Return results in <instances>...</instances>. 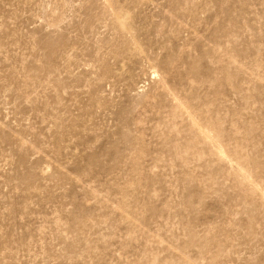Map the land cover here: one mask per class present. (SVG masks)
I'll list each match as a JSON object with an SVG mask.
<instances>
[{
  "label": "rangeland",
  "instance_id": "obj_1",
  "mask_svg": "<svg viewBox=\"0 0 264 264\" xmlns=\"http://www.w3.org/2000/svg\"><path fill=\"white\" fill-rule=\"evenodd\" d=\"M0 264H264V0H0Z\"/></svg>",
  "mask_w": 264,
  "mask_h": 264
}]
</instances>
